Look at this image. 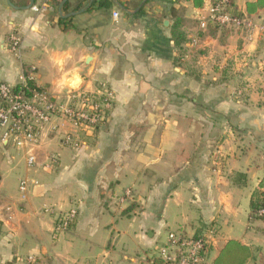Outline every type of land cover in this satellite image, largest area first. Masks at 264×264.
<instances>
[{"label":"crops","instance_id":"1","mask_svg":"<svg viewBox=\"0 0 264 264\" xmlns=\"http://www.w3.org/2000/svg\"><path fill=\"white\" fill-rule=\"evenodd\" d=\"M62 1L16 10L0 0V83L18 84L32 69L38 88L64 96L78 76L85 93L111 91L113 108L96 130L44 133L32 168L0 139V166L8 164L0 168V264H157L152 251L172 229L207 240L204 264L230 241L250 248L246 264H264V219L250 208L264 178V9L247 17L252 29L211 35L190 23L206 9L185 0H109L107 9L102 0H68L65 17ZM236 1L245 12L257 0ZM173 7L186 9L181 51ZM66 134L83 148L65 146ZM23 179L36 182L25 193ZM72 209L71 228L54 233L56 213Z\"/></svg>","mask_w":264,"mask_h":264},{"label":"built area","instance_id":"2","mask_svg":"<svg viewBox=\"0 0 264 264\" xmlns=\"http://www.w3.org/2000/svg\"><path fill=\"white\" fill-rule=\"evenodd\" d=\"M229 0H218L210 3L203 9L207 15H201L200 29L207 30L209 21L223 27H233L241 29L247 27L252 29L249 21L241 20L237 17L225 13V8ZM34 10L38 11L37 8ZM118 14L114 13V17ZM264 32V25L257 28ZM22 41L17 35H12L9 39V49L18 58L21 57ZM33 70L29 74H23L20 83L11 84L0 83V139L1 142L23 151L26 156L27 166L32 168L37 163L34 149L41 136L48 132L58 133L66 125L76 129L84 128L96 130V128L106 121L109 112L113 108L114 94L107 90L100 95H93L83 92L79 86L67 90L64 96L52 94L51 92L29 86L32 79ZM65 146L74 149L83 148V143L72 134H66L63 139ZM58 164V159L54 156L50 159L47 168H54ZM29 183H34L27 179L20 182V191L25 193ZM131 198V192H127L124 201ZM46 214H54L52 208H45ZM259 216H264V210L259 211ZM78 217V210L72 209L69 213H56L54 233L60 234L71 228ZM208 242L203 237L188 236L183 232L179 235L170 233L168 247L161 250L157 264H204ZM32 262L33 259L30 258Z\"/></svg>","mask_w":264,"mask_h":264},{"label":"trees","instance_id":"3","mask_svg":"<svg viewBox=\"0 0 264 264\" xmlns=\"http://www.w3.org/2000/svg\"><path fill=\"white\" fill-rule=\"evenodd\" d=\"M187 3L191 4L195 9H203L205 7V0H185ZM218 0H215L217 2ZM149 0H147V3ZM68 2L65 4V6ZM112 3L109 0H102L100 4V8H110ZM264 9V0H257L255 2H248L246 5V11L242 12L239 10L236 0H229L228 5L225 8V13L232 15L233 17H237L241 20H246L248 16H252L256 14L258 11ZM144 11V7H142L137 14H141ZM171 16L174 19V23L171 27L172 29V38L175 44V48L177 51H181L183 46L188 41V36L185 31H183V27L186 25L188 20L186 19V9L181 7L180 9H176L173 7L171 9ZM196 24L199 26L200 22L196 21ZM236 28L223 27L217 23L209 21L207 30L211 35H216L218 31L225 33L226 31H231ZM25 74L28 75L29 72L25 71ZM29 86L36 88L34 82H29ZM251 208V216L253 218H262L264 216H259L258 213L261 210H264V178L261 180L259 185V189L256 190L251 197L250 202ZM131 210V208L129 209ZM128 210V211H129ZM253 256L250 248L241 245L239 242L230 241L226 247L221 251L219 257L214 261L213 264H246L249 259ZM5 264H13L11 262Z\"/></svg>","mask_w":264,"mask_h":264},{"label":"rangeland","instance_id":"4","mask_svg":"<svg viewBox=\"0 0 264 264\" xmlns=\"http://www.w3.org/2000/svg\"><path fill=\"white\" fill-rule=\"evenodd\" d=\"M207 14H208V12L206 11L205 15H207ZM195 18H197V15H194V19H195ZM194 21H197V19L190 21V23L193 25V24H194ZM185 26L187 27V26H188V23H187V25H185ZM8 150H9V151H12L13 154L17 153V152H16L17 150L15 149L14 146H12V144H10V145L8 146ZM20 154H21V153H20ZM22 155H23V154H22ZM25 165H26V164H25ZM6 166H8L7 162H6V161H3V163H2L1 166H0V168L2 169V173L8 170V168H7ZM10 175H14V174H13V173H12V174H4V179H8ZM15 179H16L15 176H14L13 178H11V180H13V182L11 183L10 188L16 186V180H15ZM69 212H70V210L67 211V212H64V214H67V213H69ZM62 233H65V232H62ZM62 233H60V234H62ZM171 233H174V234L179 235L180 233H182V230H179V229H172ZM169 234H170V232H169V233H165V235H164V236L162 237V239H161V242H159L158 245L156 246V248L153 249V251H152V255H154V257H156V258H160V256H161V250H162L163 248H165V247H168V243H169ZM122 242L128 244L129 241H128V239H127V240L122 241ZM207 264H210V263H207Z\"/></svg>","mask_w":264,"mask_h":264},{"label":"water","instance_id":"5","mask_svg":"<svg viewBox=\"0 0 264 264\" xmlns=\"http://www.w3.org/2000/svg\"><path fill=\"white\" fill-rule=\"evenodd\" d=\"M6 1H7L8 5H10L12 8H14V9H16V10H29V9H31V8L33 7V5H34V0H30V4H29L27 7H25V8H17V7H15V6L11 3V0H6ZM67 1H68V0H63L62 3H61V5H60V14H61L62 17H65V16L63 15L61 9L63 8V6L66 4ZM146 1H147V0H145L141 6H143L144 3H145ZM168 25H169V22L166 21V22H165V26H168ZM78 78H79L78 76H74V77L72 78V83H73V86H72V87H73V88H76L77 86L80 85L81 80H80V82H79V81H78Z\"/></svg>","mask_w":264,"mask_h":264},{"label":"bare ground","instance_id":"6","mask_svg":"<svg viewBox=\"0 0 264 264\" xmlns=\"http://www.w3.org/2000/svg\"><path fill=\"white\" fill-rule=\"evenodd\" d=\"M80 82V81H79Z\"/></svg>","mask_w":264,"mask_h":264}]
</instances>
